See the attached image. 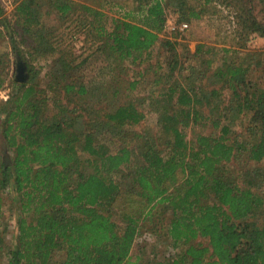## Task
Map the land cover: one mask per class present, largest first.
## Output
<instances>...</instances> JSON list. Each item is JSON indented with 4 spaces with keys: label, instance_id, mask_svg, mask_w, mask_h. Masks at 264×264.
<instances>
[{
    "label": "trees",
    "instance_id": "16d2710c",
    "mask_svg": "<svg viewBox=\"0 0 264 264\" xmlns=\"http://www.w3.org/2000/svg\"><path fill=\"white\" fill-rule=\"evenodd\" d=\"M34 2L23 0L16 10L26 32L37 27L31 31L36 38L43 26ZM132 4L126 12L116 6L109 27L103 11L80 8L103 41V74L87 83L64 79L71 58L43 40L34 51L57 54L47 96L27 79L12 84L1 128L12 156L0 163V216L9 190L20 216L6 264H264V60L247 54L229 62L227 55L237 50L201 45L181 61L175 43L160 39L166 8L180 24L199 21L209 9L199 0ZM52 7L62 20L76 13L72 0ZM244 29V36L264 39L255 21ZM157 44L164 68L155 64L153 90L139 96V80L125 77L122 64L140 63ZM255 73L260 85L250 89L247 77ZM207 80L218 88L207 89ZM56 90L63 98L49 106ZM144 107L156 115L153 134L132 130L144 121ZM233 115L246 119L243 135L222 124ZM208 126L213 133H206ZM128 196L137 199L138 212L124 209ZM157 206L169 213L163 238L181 252L130 261L140 221Z\"/></svg>",
    "mask_w": 264,
    "mask_h": 264
},
{
    "label": "rangeland",
    "instance_id": "374dc122",
    "mask_svg": "<svg viewBox=\"0 0 264 264\" xmlns=\"http://www.w3.org/2000/svg\"><path fill=\"white\" fill-rule=\"evenodd\" d=\"M23 0H0V8L3 11L0 18V163L8 164L11 160V151L5 146V141L1 135L3 118L7 108L11 105L14 94L12 85L17 79H27V85H33L39 92V96H47V84L51 81V73L57 54H40L35 50L37 43L47 40L58 51H67V55L72 60V69L65 72L63 78L77 83H87L103 74L105 65L103 41L97 39L94 29L89 28L87 20L81 13V6L103 11L107 19V27L111 25L112 18H116L118 10L124 8L130 10L133 7L132 0H112L110 4H105L104 0H72L76 7V13L69 15L66 20L59 19L52 5L56 0H35L33 8L38 12L39 24L43 26L42 31H38L36 38L32 37L31 31L26 32L27 27L22 26L23 17L16 10ZM110 1V0H109ZM200 5L209 9L210 14L203 16L195 23H187L188 29L179 30L180 23L177 16L170 7L166 8V25L160 36L161 40L167 39L175 43L180 60L192 58L198 46L204 45L215 50L232 49L237 50L233 56L229 53V62L242 58L247 54L255 56L260 61L264 60V39L256 34L250 37L244 36V28L252 21L264 27V0H199ZM205 3V4H204ZM116 4V5H115ZM118 4V5H117ZM119 6V7H116ZM252 18L253 20H251ZM239 38V41H237ZM232 53V52H231ZM65 55V54H64ZM222 58V54L218 56ZM165 60L162 47L157 44L150 50L142 61L137 64L123 62L126 66L125 74L122 76L139 80L136 93L139 96L151 94L149 89L155 64L164 68ZM218 62V61H217ZM17 63H20L25 70L17 72ZM148 64L152 65V70L148 69ZM142 70L144 74L138 77ZM118 72V71H117ZM260 73V72H258ZM258 74L249 75L248 87L255 88L260 85ZM259 82V84H257ZM207 89L218 88V85H211L208 80L204 81ZM249 88H247L249 90ZM48 105L52 106L55 98H63L62 92L56 90L49 93ZM223 102L229 100L228 93L223 91ZM64 101V100H63ZM148 107L142 108L145 119L132 130L140 133L153 134L156 129V115L148 111ZM222 124L229 126L235 134H244L246 119L242 115L229 116L222 120ZM214 132L211 127L206 128V133ZM217 134V131H216ZM112 149V148H110ZM255 164L251 163L250 167ZM260 169H264V162L260 164ZM3 205L0 216V232L3 243L0 244V264H6L4 253L15 246L17 235V220L19 218V207L16 195L10 190L2 194ZM129 212H138L137 199L128 196L124 200ZM118 212V214H117ZM123 211H116V218L120 219ZM134 213V212H133ZM169 220V213L163 212L161 207L152 208L149 218L140 221L142 229L137 236L130 255V261L140 258L144 262L153 257L156 259L176 256L181 252V247L171 246L168 239L163 238Z\"/></svg>",
    "mask_w": 264,
    "mask_h": 264
},
{
    "label": "water",
    "instance_id": "95a60500",
    "mask_svg": "<svg viewBox=\"0 0 264 264\" xmlns=\"http://www.w3.org/2000/svg\"><path fill=\"white\" fill-rule=\"evenodd\" d=\"M24 70L25 68L20 63H17V72L21 73V71H24ZM25 81L26 79H21V80L17 79L15 82L23 83Z\"/></svg>",
    "mask_w": 264,
    "mask_h": 264
},
{
    "label": "built area",
    "instance_id": "2783aa9c",
    "mask_svg": "<svg viewBox=\"0 0 264 264\" xmlns=\"http://www.w3.org/2000/svg\"><path fill=\"white\" fill-rule=\"evenodd\" d=\"M186 29H188V25H187L186 23H182V24H180V26H179V30H180V31H184V30H186Z\"/></svg>",
    "mask_w": 264,
    "mask_h": 264
}]
</instances>
